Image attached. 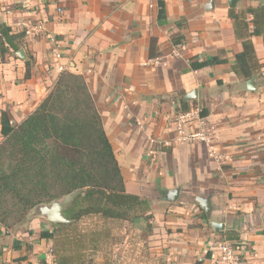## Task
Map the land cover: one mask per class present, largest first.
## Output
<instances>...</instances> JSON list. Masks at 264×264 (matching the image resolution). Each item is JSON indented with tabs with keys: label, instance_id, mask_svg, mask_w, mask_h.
Returning <instances> with one entry per match:
<instances>
[{
	"label": "crops",
	"instance_id": "obj_1",
	"mask_svg": "<svg viewBox=\"0 0 264 264\" xmlns=\"http://www.w3.org/2000/svg\"><path fill=\"white\" fill-rule=\"evenodd\" d=\"M160 1L166 12L163 24L157 21ZM259 2L264 0H238L235 7ZM230 9L229 0H0V25L11 34L20 33L23 21L39 20L55 41L24 37L17 50L5 43L0 115L6 112L12 125L25 120L53 88L62 73L59 67L82 76L126 191L150 203L147 252L139 250L141 240L131 242L130 252L118 243V253L108 260L113 264H212L229 233L243 244L246 264H264V43L261 37L251 38L261 69L249 89V80L233 71L242 45L234 36ZM178 33L183 42L173 46L171 36ZM152 37L160 56L150 59ZM52 45L61 53L57 61ZM213 57L223 63L190 69L192 60ZM193 91L196 98L188 101L186 95ZM181 99L189 110L206 112L200 116L212 133L210 144L177 141L174 119ZM215 153L229 161L219 163ZM173 190L179 195L169 202ZM198 198L210 201L209 217ZM213 223L223 229L215 230ZM117 224L130 233L146 230L143 220ZM51 229L35 216L28 234ZM22 235L14 237L0 227V264H47L43 246L50 242L30 243ZM81 257L85 264L87 256ZM103 261L96 258L92 264ZM52 264H57L55 258Z\"/></svg>",
	"mask_w": 264,
	"mask_h": 264
},
{
	"label": "trees",
	"instance_id": "obj_2",
	"mask_svg": "<svg viewBox=\"0 0 264 264\" xmlns=\"http://www.w3.org/2000/svg\"><path fill=\"white\" fill-rule=\"evenodd\" d=\"M236 40L242 51L235 56L234 73L250 80L260 71L252 45V37L264 43V3L228 11ZM157 21H166L165 5L158 3ZM176 26L183 30L184 24ZM0 55L7 51L5 43L17 50L24 33L14 35L0 25ZM181 33L171 36V44L183 42ZM19 41L14 46L13 41ZM157 40L150 38L148 57H159ZM223 63L217 57L207 61L192 60L191 70ZM30 66L26 63L24 79H29ZM178 113L190 108L183 99ZM206 112H202L204 117ZM0 227L12 229L27 219L31 211L80 191L63 212L67 224L52 225L42 231L40 240L52 242L57 264H80L89 251L99 252L106 243L109 231L98 228L77 231L85 218L97 217L103 222L123 223L148 221L151 216L149 201L126 191L120 167L104 132L101 117L82 76L62 72L53 88L36 110L18 125L10 123L6 112L0 115ZM223 241L239 243L236 236L227 234ZM97 252V253H98ZM93 261H87L90 264ZM43 264V263H42ZM81 264H84L83 262Z\"/></svg>",
	"mask_w": 264,
	"mask_h": 264
},
{
	"label": "built area",
	"instance_id": "obj_3",
	"mask_svg": "<svg viewBox=\"0 0 264 264\" xmlns=\"http://www.w3.org/2000/svg\"><path fill=\"white\" fill-rule=\"evenodd\" d=\"M20 31L24 33V37L29 41H36L39 38L47 37L49 43L54 44V39L49 36L46 26L42 21H23L19 25ZM2 33L0 32V38ZM52 58L57 61L61 58V53L57 46L50 47ZM58 70L63 72V67ZM201 110L198 108L191 109L187 112H180L174 119V130L178 142L210 144L212 141L211 132L208 126L200 116ZM214 159L219 163L229 161L227 155L215 153ZM244 247L242 243L232 244L229 241H223L217 247V254L212 259V264H246L244 259ZM44 260L47 264L54 262L53 249L48 246L43 252Z\"/></svg>",
	"mask_w": 264,
	"mask_h": 264
},
{
	"label": "rangeland",
	"instance_id": "obj_4",
	"mask_svg": "<svg viewBox=\"0 0 264 264\" xmlns=\"http://www.w3.org/2000/svg\"><path fill=\"white\" fill-rule=\"evenodd\" d=\"M34 211H31L29 213V215L27 216V219L23 221V223H21L20 225L9 229L8 232H11V234L16 237H25L22 234H26V239L28 240V242H33L34 240H38L39 239V234L37 235H33L32 232L30 234H28V225L30 220L35 216ZM143 222L146 224V221L143 220ZM98 228H104L107 231H109V237L106 239V243L101 245L99 248L100 252H94V254H92L91 251L85 253V256H87L86 262L87 261H93L96 258H99L100 260L106 261L103 264H113V262H109V258L110 260H112V257L114 256V253H118V251H116V245H118V243H125V245L123 246L124 251L130 252L131 251V246L133 243V240H141V242L143 241V244H140L139 246V250L142 251V253H146L147 252V246L144 245V241L145 243H147L146 239H144L145 236L148 235V233L150 232L149 228L145 229H139L138 233L135 234L136 232L133 231L130 233L129 230H127L126 228L122 227V225L117 224V223H112V222H103L101 221V219L99 218H85L82 219L77 226V231H88L90 229H98ZM147 238V237H146ZM144 239V240H143ZM50 242V245H44L43 248L46 250L48 248V246H50L53 249L52 246V242ZM132 242V243H131ZM155 254V253H154ZM103 256V257H102ZM103 258V259H102ZM107 259V260H106ZM102 263V262H101ZM90 264H92V262H90Z\"/></svg>",
	"mask_w": 264,
	"mask_h": 264
},
{
	"label": "water",
	"instance_id": "obj_5",
	"mask_svg": "<svg viewBox=\"0 0 264 264\" xmlns=\"http://www.w3.org/2000/svg\"><path fill=\"white\" fill-rule=\"evenodd\" d=\"M238 0H229V8H234L235 4ZM18 55L21 58H24V52L23 49L19 50ZM255 77L250 79L248 81V87L251 89V87L254 85ZM196 98V92L193 91L191 93H188L186 95V99L188 101L193 100ZM80 193V191H75L73 193H70L69 195L63 197L61 200L54 201L47 205H40L35 209V216H39L44 218L49 224L55 225V224H67L69 221H67L64 216L63 212L66 209V207L72 202V200ZM179 195L178 190L169 191L167 198L169 202H174L177 200ZM197 202L199 203L200 207L205 211V214L209 217L210 215V201L206 198H198ZM34 216V217H35ZM215 230H221L223 229L222 224L213 223L212 224Z\"/></svg>",
	"mask_w": 264,
	"mask_h": 264
}]
</instances>
